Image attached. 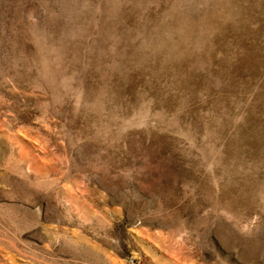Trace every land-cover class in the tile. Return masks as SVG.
I'll use <instances>...</instances> for the list:
<instances>
[{"label":"rangeland","instance_id":"rangeland-1","mask_svg":"<svg viewBox=\"0 0 264 264\" xmlns=\"http://www.w3.org/2000/svg\"><path fill=\"white\" fill-rule=\"evenodd\" d=\"M0 264H264V0H0Z\"/></svg>","mask_w":264,"mask_h":264}]
</instances>
